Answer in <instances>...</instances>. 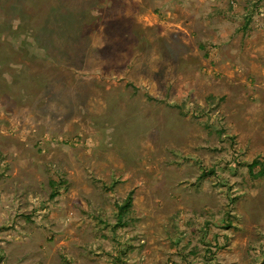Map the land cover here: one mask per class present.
I'll return each mask as SVG.
<instances>
[{
    "label": "rangeland",
    "instance_id": "obj_1",
    "mask_svg": "<svg viewBox=\"0 0 264 264\" xmlns=\"http://www.w3.org/2000/svg\"><path fill=\"white\" fill-rule=\"evenodd\" d=\"M263 165L264 0H0V264H264Z\"/></svg>",
    "mask_w": 264,
    "mask_h": 264
},
{
    "label": "trees",
    "instance_id": "obj_2",
    "mask_svg": "<svg viewBox=\"0 0 264 264\" xmlns=\"http://www.w3.org/2000/svg\"><path fill=\"white\" fill-rule=\"evenodd\" d=\"M260 158L261 156H257L254 159V162L252 163V167L251 170H254V168L260 164H262L260 162ZM262 175H264V165H263V172L261 173ZM133 192H131L128 197L126 198L125 202L122 205L118 206V209L120 210V212H124L125 210L129 209L132 206L133 203V197H132Z\"/></svg>",
    "mask_w": 264,
    "mask_h": 264
}]
</instances>
